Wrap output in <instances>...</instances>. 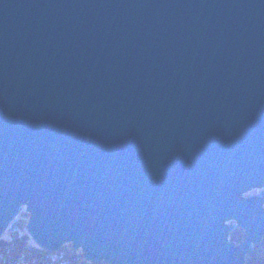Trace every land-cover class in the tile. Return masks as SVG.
I'll return each instance as SVG.
<instances>
[{
	"label": "water",
	"instance_id": "1",
	"mask_svg": "<svg viewBox=\"0 0 264 264\" xmlns=\"http://www.w3.org/2000/svg\"><path fill=\"white\" fill-rule=\"evenodd\" d=\"M22 206L49 252L244 264L264 235V0H0V236Z\"/></svg>",
	"mask_w": 264,
	"mask_h": 264
},
{
	"label": "rangeland",
	"instance_id": "2",
	"mask_svg": "<svg viewBox=\"0 0 264 264\" xmlns=\"http://www.w3.org/2000/svg\"><path fill=\"white\" fill-rule=\"evenodd\" d=\"M258 192V190L254 189L244 196L250 197ZM29 218L30 214L26 206H22L15 219L11 221L1 234L0 264H37L39 259H41V264H107L104 261L92 262L87 260L82 249H75L72 243H66L58 250L52 252L39 248L26 229ZM229 224L236 223L230 222ZM244 238V230L240 228H236L228 235L229 242H233L236 245L240 244ZM251 253L245 256L244 264H249V262L257 264L252 259ZM255 258L264 264V252L259 253Z\"/></svg>",
	"mask_w": 264,
	"mask_h": 264
},
{
	"label": "trees",
	"instance_id": "3",
	"mask_svg": "<svg viewBox=\"0 0 264 264\" xmlns=\"http://www.w3.org/2000/svg\"><path fill=\"white\" fill-rule=\"evenodd\" d=\"M263 252H264V235H263V237H262V239H261V241L259 243L253 245V252L251 253V257H253L252 259H254V261L257 264H263L257 258H255L259 253H263ZM254 261H253V263H254ZM37 264H41V259L37 260ZM249 264H252V262H249Z\"/></svg>",
	"mask_w": 264,
	"mask_h": 264
}]
</instances>
